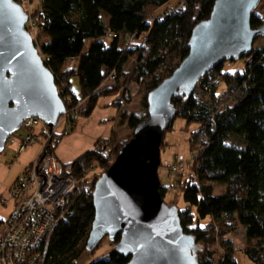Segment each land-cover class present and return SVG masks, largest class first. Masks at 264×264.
Listing matches in <instances>:
<instances>
[{"label":"trees","instance_id":"1","mask_svg":"<svg viewBox=\"0 0 264 264\" xmlns=\"http://www.w3.org/2000/svg\"><path fill=\"white\" fill-rule=\"evenodd\" d=\"M171 1L40 0L32 13L39 30L36 47L54 77L65 111L76 105V92L70 89L73 79L84 100L79 114L85 118L101 98L116 97V106L128 103L132 97L129 86L134 85L143 94L144 114H121V122L134 132L147 118L148 94L187 57L193 29L209 19L216 0H184L181 6L166 7L155 16L147 13L149 8L156 10ZM263 25L259 16L251 15L252 30ZM240 59L244 60L241 72H223L225 62H235L225 61L200 78L190 97L173 98L175 116L163 135L164 139L176 119L185 121L186 127L195 125L189 144L196 153L191 174L181 186L185 206L177 211L183 232L195 238L198 264H237L228 237L238 227L244 230L242 254L250 264H264V38ZM128 63L133 66L126 72ZM111 74L115 75L114 85L102 86ZM56 137L50 152L60 141L58 134ZM111 141L106 138L101 145L96 141L93 149L64 163L70 167L69 177L77 189L67 200L68 215L53 226L38 249L39 264H77L87 253L94 217L91 192L98 181L91 172L108 170L111 160L103 156V150ZM122 145H113L112 152L117 155ZM216 187L221 188L218 194ZM166 190L159 187L162 199ZM4 223L0 220V234ZM217 239L223 251L218 260L210 248ZM118 240L119 236L112 244ZM128 261L113 248L88 264Z\"/></svg>","mask_w":264,"mask_h":264},{"label":"water","instance_id":"2","mask_svg":"<svg viewBox=\"0 0 264 264\" xmlns=\"http://www.w3.org/2000/svg\"><path fill=\"white\" fill-rule=\"evenodd\" d=\"M262 0H216L209 19L195 26L188 55L147 96V118L118 153L92 193L94 217L86 240L92 251L105 236L127 264H198L197 245L182 230L178 211L159 193L158 168L164 132L175 116L172 100L190 97L209 70L249 55L264 25L250 18ZM16 0H0V154L22 123L37 118L50 130L65 113L55 80L25 25Z\"/></svg>","mask_w":264,"mask_h":264},{"label":"rangeland","instance_id":"3","mask_svg":"<svg viewBox=\"0 0 264 264\" xmlns=\"http://www.w3.org/2000/svg\"><path fill=\"white\" fill-rule=\"evenodd\" d=\"M183 2L184 0H172L165 7H161L156 10L154 8H149L147 13L151 16H155L156 14L163 12L166 7L175 8V6H181ZM20 3L24 12L28 15V22L25 25V28L27 32L32 35L36 47V43H39V30L36 27L35 17L32 16V13L39 8L40 0H20ZM254 14L259 16L264 24V0L259 3L254 11ZM104 41L105 44H110V39L107 38ZM261 41L262 37L255 39L254 46H258ZM88 45L89 43L86 42L84 48L85 50L88 48ZM132 66V63H128L124 67V70L128 72L131 70ZM243 67V59H239L235 62H225L223 72H241ZM115 81L116 79L104 82L102 86H112ZM72 88L74 92L78 93L79 86L77 79L72 80ZM129 88L132 93V97L128 103L124 102L123 105L116 106L113 104L116 97L101 98L98 100L97 106L93 110L92 114L86 118L81 117L79 114V109L82 107L84 102V100H82L79 109L76 110L73 121L69 124L68 122L65 123L63 121L64 114L58 118V122L56 123L57 126L55 125L51 129L54 135H51L50 139L43 135L42 130L38 126L32 128L30 132L33 135H38L39 139L34 144L26 147L19 155L16 154L15 146L7 144L8 142L5 144L4 150L0 154V220L6 222L13 213L14 202L11 199L9 192L16 182L15 178L19 173L18 171L21 170L22 172L25 168L24 165H29L33 162L38 157L42 149L44 150V153H49L52 149L51 144H55L54 139L58 138L56 137L57 134L60 136V144L56 149V156L60 162L63 163H70L80 154L93 149L96 141H98L101 145L106 138H110L112 141L115 140L114 142L111 141L110 144H107V149L103 150L106 152V158L111 160L110 164H108L109 168L112 166L118 155H115L114 152H112V149H114L113 145L118 146L123 144V147L133 137L132 130L126 123L121 122V114L123 113L126 116H141L144 114L141 107L143 95L141 90L134 85H130ZM219 90L222 91L223 88L220 87ZM72 124L74 125L71 126ZM194 129L195 125L186 127L185 121L176 119L173 122L172 129L164 136L163 146L160 149V166L157 173L160 186L167 188L163 202L168 207L183 209L185 206L182 200L181 186L191 174V164L193 162L194 153H196V148L192 149L189 144L190 133ZM25 133L26 130H21L20 132L12 135V137L15 140H19L20 135ZM52 141H54V143ZM52 153L54 154V152ZM168 166L172 167L168 168ZM173 168H175V170H173ZM106 172L104 169L102 170L97 168L91 172V176H95L100 179V177ZM93 190L94 188L91 193H93ZM220 192L221 188L216 187L215 193L218 194ZM228 238L231 241L232 249L234 250V259L236 263L250 264L247 258L240 251V249L245 246L242 228L238 227ZM114 245L115 244H112V242L108 240V237L105 236L98 242L92 251L84 253L77 264H88L89 262L99 259L100 257L108 254L113 249ZM210 248L216 252V259L218 260V257L223 252L220 246V240L217 239Z\"/></svg>","mask_w":264,"mask_h":264},{"label":"built area","instance_id":"4","mask_svg":"<svg viewBox=\"0 0 264 264\" xmlns=\"http://www.w3.org/2000/svg\"><path fill=\"white\" fill-rule=\"evenodd\" d=\"M114 79L115 75L111 74L109 81ZM70 89L73 91L72 86ZM73 98L76 105L65 111V123L73 121L83 100L78 93ZM36 126L46 138L54 135L39 119L25 120L12 135L21 130H26V133L20 135L19 140L11 135L6 141L15 146L17 155L39 139L38 135L30 132ZM103 156H106V152ZM69 174L70 167L61 163L52 152L44 153L43 149L33 162L25 166L9 192L14 210L0 234V264H39L41 258L38 249L53 226L68 215L67 200L77 189V183Z\"/></svg>","mask_w":264,"mask_h":264},{"label":"crops","instance_id":"5","mask_svg":"<svg viewBox=\"0 0 264 264\" xmlns=\"http://www.w3.org/2000/svg\"><path fill=\"white\" fill-rule=\"evenodd\" d=\"M59 142H60V141H59ZM59 144H60V143H58V145L56 146V148H55V150H54V154H55V156H56V149L58 148ZM56 158H57V156H56ZM57 159H58V158H57ZM58 160H59V159H58ZM59 161H60V160H59ZM61 163H63V162H61ZM63 164H64V163H63ZM65 164H67V163H65ZM26 165H27V164H26ZM26 165H24V167H25ZM24 167H23V168H24ZM23 168H22V169H23ZM18 172H19V173H18L17 177L15 178V180H17V178L19 177V175H20V173H21V170H19ZM14 182H15V181H14ZM14 182H13V183H14ZM13 183H12V185H13ZM242 230H243V229H242ZM243 233H244V230H243Z\"/></svg>","mask_w":264,"mask_h":264}]
</instances>
